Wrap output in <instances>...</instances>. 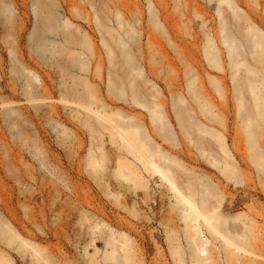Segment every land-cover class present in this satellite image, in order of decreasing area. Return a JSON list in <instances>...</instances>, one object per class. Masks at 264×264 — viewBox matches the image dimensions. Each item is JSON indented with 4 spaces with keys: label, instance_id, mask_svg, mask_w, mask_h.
<instances>
[{
    "label": "rangeland",
    "instance_id": "obj_1",
    "mask_svg": "<svg viewBox=\"0 0 264 264\" xmlns=\"http://www.w3.org/2000/svg\"><path fill=\"white\" fill-rule=\"evenodd\" d=\"M228 2L0 0V228L15 237L9 243L10 234H0L1 257L10 264H106L107 232L137 228L129 235L136 247L138 230L149 242L147 254L137 252L139 264H264V114L247 121L257 111L251 81L264 109V52L253 51L251 35L264 37V0ZM56 4L66 16L71 7L74 24L90 35L93 50L82 45L85 71L61 58L69 44L61 27L47 29ZM225 34L239 43L233 59ZM74 86L93 93L96 109L136 116L169 157L179 156L172 167L182 191L195 188L198 200L204 193L217 202L222 234L245 248L207 226L208 252L190 247L168 182L112 141L96 114L70 102ZM181 96L208 133L196 129L190 137L181 127L173 109ZM157 112L173 130L165 140ZM237 150L240 184L227 164L237 161ZM92 155L105 157L103 168L94 169ZM121 160L145 174L123 179Z\"/></svg>",
    "mask_w": 264,
    "mask_h": 264
},
{
    "label": "bare ground",
    "instance_id": "obj_2",
    "mask_svg": "<svg viewBox=\"0 0 264 264\" xmlns=\"http://www.w3.org/2000/svg\"><path fill=\"white\" fill-rule=\"evenodd\" d=\"M221 1L229 3L228 0ZM76 10L79 11L77 7ZM66 13H69L70 15L66 16L61 14L58 5H54L52 10L47 15L46 19L48 21H54L55 24L51 25L49 22L46 23L48 25L47 29L55 30L58 29V27H61L60 32L65 36V39L69 43L64 45L66 54H61V58L66 60L68 59V56L75 65H78L81 70L85 71L87 70L86 66L88 65V62L84 57L86 55V52L83 46H88L91 50H93L94 45L91 44L89 33L83 34V31L85 30L84 27L81 24H74L73 18H76V15L71 7L68 6ZM79 34H82V38L86 44L82 41H79L81 39L76 36ZM101 34L102 41L104 43H107V40L102 31ZM251 35L253 39V51L258 53L264 52V37L262 35H259L258 31L256 30H252ZM224 38L226 42H229V53L231 58L233 59L235 55L239 56L240 47L239 43L236 42V39L232 36L229 37L227 34L224 35ZM44 43L45 40L42 45H44ZM208 56L210 60L215 62V60L212 59L214 57L213 53H208ZM233 62L235 63V61ZM238 64L241 63L238 62ZM238 72L239 68H236V73L234 75L235 77L238 75ZM249 90L251 92L257 111L252 118H249L247 120L248 123L252 120L260 121L261 115L264 114V109L258 102L259 96L254 90L252 81L249 84ZM72 93L75 97L70 100L72 104L80 106L90 113L96 114L98 118L109 129L112 141L123 142L125 148L128 149L130 153H132L138 160L142 162L148 172H152L153 174L158 173V178L160 177L164 181L168 182V186L174 193L173 195L175 196L178 204H181L182 206L181 210L184 213L185 221H187L185 229L190 247H192L196 251H199L200 253L208 252L207 246L211 240L209 239V237H207L206 234H204V226H207L212 233L222 234L224 232L221 229L220 216L218 214V203L209 199L207 194L204 193L201 195L202 201L198 200V189L193 188L190 194H186L184 193V191H182L177 182L175 171L172 167V162L176 161V159L181 160V158L179 156H175L176 159L169 157L167 151H165L164 145L153 140V138L145 128V124L138 122L136 116L126 115L122 110L119 109L110 112H108L106 109H96L94 104L98 100H94L95 96L93 95V93L91 95H87L80 89L79 86H74ZM243 95V90H240V96ZM83 96L91 98V101H83L81 98ZM179 100L180 103H178L177 101L173 102V109L176 112L181 127L187 132V134L191 137L193 131L196 129L198 133H208L209 130L207 128H203L204 124L201 123L199 112L193 113L194 111L189 107L188 101L185 96H181ZM243 101L244 98L242 97L240 102L241 106H243L244 104ZM154 120H160L161 129L164 132V140L167 139L166 132L173 134V130L169 122L164 120V116L162 113H158L157 118H155ZM249 127L250 125L248 126V128ZM149 129L150 133L154 134V130L151 127H149ZM222 149L226 154H229L225 146L222 145ZM234 156L236 157L237 161L232 162L228 160L227 164L232 166V170L237 178V183L240 184V180H242V178L244 177L240 162L241 154L237 150ZM104 160V156H102L101 160H98L96 157H94V155H92L90 163L93 165L94 169H98L99 167L103 168L104 166L101 165V162ZM129 170L130 172H127ZM136 173L145 174L144 170L138 171L132 165L122 162V160L120 161L117 174L120 175L123 179L127 180V178H130L132 175H137ZM139 182L142 186L148 185L146 182H143L142 179H139ZM113 183V180L108 181L107 187H112ZM121 184H124V181H121ZM2 227V229L0 228V234L3 236L9 235V230L4 226ZM100 228L101 225L98 222L92 225V230L94 232L95 229ZM133 231L136 232L137 228L130 230L128 234L126 233L119 236L116 235L113 230L107 232V236L105 237L107 249L104 255V261L106 262V264H139V260L141 257L137 252L141 253L142 255L147 254V245L149 244V242L146 236L144 234H141V231L138 230V234L141 237L140 239H142V242L140 244V247L137 248L135 242L129 236L134 233ZM144 232H146V230H144ZM200 237L202 239H200ZM8 238L9 243H13L15 241V237L12 234H10ZM223 238L227 244L235 245L238 249L241 248V246L243 249L245 248L242 243L237 242L231 236L223 235ZM171 244L175 248V238L171 239ZM174 253L176 255H180L179 246L175 248ZM47 262V264H51L48 260ZM0 264H10V262L7 261L6 258L0 256Z\"/></svg>",
    "mask_w": 264,
    "mask_h": 264
}]
</instances>
